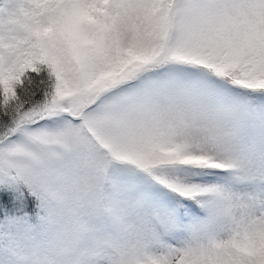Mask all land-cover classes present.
Wrapping results in <instances>:
<instances>
[{
    "label": "snow or ice",
    "instance_id": "obj_1",
    "mask_svg": "<svg viewBox=\"0 0 264 264\" xmlns=\"http://www.w3.org/2000/svg\"><path fill=\"white\" fill-rule=\"evenodd\" d=\"M0 264H264V0H0Z\"/></svg>",
    "mask_w": 264,
    "mask_h": 264
}]
</instances>
